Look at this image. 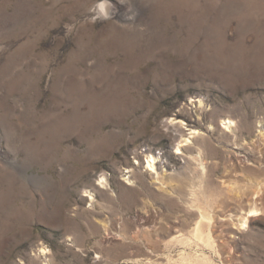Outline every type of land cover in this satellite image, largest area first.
<instances>
[{"label": "rangeland", "instance_id": "obj_1", "mask_svg": "<svg viewBox=\"0 0 264 264\" xmlns=\"http://www.w3.org/2000/svg\"><path fill=\"white\" fill-rule=\"evenodd\" d=\"M108 2L0 0V264H264V0Z\"/></svg>", "mask_w": 264, "mask_h": 264}, {"label": "bare ground", "instance_id": "obj_2", "mask_svg": "<svg viewBox=\"0 0 264 264\" xmlns=\"http://www.w3.org/2000/svg\"><path fill=\"white\" fill-rule=\"evenodd\" d=\"M152 3H153V7L154 9H156V15H160L161 13L163 12H166V13H170L172 10H181L183 11L184 8H188L189 5H192L191 3H189L191 0H151ZM189 1V2H188ZM199 1L200 0H195L194 2V8H199ZM152 6V5H151ZM99 12L104 15L105 17H109L111 14H114V9L116 8V5L115 3H113V7H112V4L111 2H108V0H100V3L98 4L97 6ZM185 11V10H184ZM165 13V14H166ZM155 17V16H154ZM200 15H198V19H197V33L195 35L194 38H200L202 32H201V24H200ZM199 22V23H198ZM174 25V24H173ZM185 35V34H184ZM192 38V37H191ZM186 41V40H185ZM195 41V40H194ZM193 43H197V45L195 46L194 48V51L192 52L193 54L197 55V56H201L205 50H206V47H205V42H194ZM191 43V42H190ZM188 45V44H187ZM167 54V53H166ZM192 54V55H193ZM130 55V54H129ZM196 56V58H198ZM201 58V57H200ZM198 60V59H197ZM155 65V64H154ZM189 73V72H188ZM153 75V74H152ZM180 75V74H179ZM156 79V78H155ZM165 83V82H164ZM81 93V92H80ZM72 96V95H71ZM199 103H201V101L199 100L198 101ZM76 115V114H75ZM63 117V116H62ZM71 122V121H70ZM172 122V120L170 121ZM226 128H231L232 127V123L231 121H226ZM63 127V126H62ZM69 131V130H68ZM72 131V130H71ZM67 135V134H66ZM196 135H199V132L196 131V130H192L190 133H189V136L182 139L178 145L176 146V153H180V150L182 148V144H188V142L190 141L191 138H193L194 136ZM52 153V152H51ZM195 162H197V167L198 169L204 173V170L206 169V163L205 161L199 156L198 158H194L193 159ZM154 158L153 157H149L147 159V167L150 169V171H152V173H154L156 170L154 168ZM229 167V166H228ZM231 169H233L232 166H230ZM232 171V170H231ZM158 178V177H157ZM258 198V197H255V199ZM264 199V198H263ZM247 213L248 215H244L243 218L241 219V222L242 224H240V227H245L248 220H249V217H256V216H259L261 213H262V209L260 207V203L256 200H253L251 201L250 203V207L249 209L247 210ZM242 217V216H241ZM206 221L208 223H210V216L207 215V214H204L202 213L201 216H200V221ZM141 227H144L140 224H136L134 229H139ZM159 229H164V226H160L158 227ZM194 235L197 236V237H203V232H202V228H201V224H197V226L194 228ZM122 230L120 231H117V234L120 235V236H123L124 234L121 233ZM209 233V232H208ZM124 237V236H123Z\"/></svg>", "mask_w": 264, "mask_h": 264}]
</instances>
